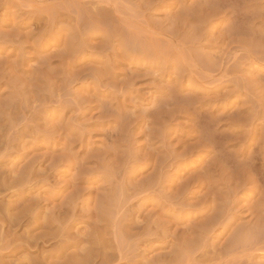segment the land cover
Listing matches in <instances>:
<instances>
[{"label":"rangeland","instance_id":"obj_1","mask_svg":"<svg viewBox=\"0 0 264 264\" xmlns=\"http://www.w3.org/2000/svg\"><path fill=\"white\" fill-rule=\"evenodd\" d=\"M84 254L264 264V0H0V264Z\"/></svg>","mask_w":264,"mask_h":264},{"label":"bare ground","instance_id":"obj_2","mask_svg":"<svg viewBox=\"0 0 264 264\" xmlns=\"http://www.w3.org/2000/svg\"><path fill=\"white\" fill-rule=\"evenodd\" d=\"M62 206H63V205H62ZM61 208L63 209V207H61ZM61 211H62V210H61ZM53 212H54V211H53ZM61 213H62V212H61ZM58 214H60V213H58ZM58 216H59V215H58ZM66 216H67V215H66ZM55 218H56V217H55ZM59 218H60V217H59ZM59 218H57L56 220H58ZM37 220H38V219H37ZM56 220H55V221H56ZM53 221H54V220H53ZM29 222H30V220H29ZM34 223H35V222H34ZM37 224H38V223H37ZM60 224H61V223H60ZM5 225H8V224H5ZM16 225H17V224H16ZM33 225H34V224H33ZM52 225H53V224H52ZM68 232H69V231H68ZM97 233H98V232H97ZM45 236H46V235H45ZM66 236H67V235H66ZM47 237H48V236H47ZM52 237H53V236H52ZM57 237H58V236H57ZM57 237H55V238H57ZM78 237H79V236H78ZM41 238H42V237H41ZM49 238H50V237H49ZM58 238H59V237H58ZM58 238H57V239H58ZM65 238H66V237H65ZM96 238H97V237H96ZM98 238L101 239L100 236H98ZM30 239H31V238H30ZM39 239H40V238H39ZM44 239H45V238H44ZM44 239H42V240L44 241ZM66 239H69V240H70L71 237L69 236V238H66ZM73 239H74V238H73ZM79 239H80V238H79ZM49 240H50V239H49ZM58 240H59V239H58ZM75 240H76V239H75ZM75 240H72V241L76 242ZM82 240H83V239H82ZM59 241H60V240H59ZM62 241H63V240H62ZM77 241H79V240H77ZM80 241H81V240H80ZM100 241H102V240H100ZM19 242H20V241H19ZM48 242H49V241H48ZM60 242H61V241H60ZM60 242H58V243L60 244ZM98 242H99V240H98ZM25 243H26V242H25ZM50 243H51V242H50ZM62 243H63V242H62ZM68 243H69V242H68ZM77 243H78V242H77ZM29 244H30V243H29ZM34 244H36V243H34ZM37 244H38V243H37ZM63 244H64V243H63ZM78 244H80V243H78ZM81 244H82V243H81ZM81 244H80V245H81ZM94 244H95V243H94ZM99 244H100V246H101V244H103V243L101 242V243H99ZM64 245H66V244H64ZM34 246H38V248H39L41 245H34ZM66 246H67V245H66ZM66 246H65V248H66ZM89 246H90V245H89ZM103 246H104V244H103ZM42 247H44V246H42ZM58 247H59V245H58ZM60 247H61V245H60ZM60 247H59V248H60ZM98 247H99V246H98ZM101 247H102V246H101ZM15 248L17 249V247H15ZM31 248H32V247H31ZM34 248H35V247H34ZM62 248H63V246H62ZM62 248H61V249H62ZM65 248H63V250L60 249L58 252H56V249H57V248H56L54 251H55L56 253H58V257H59L60 255H63L62 253H63V251H65V250H64ZM67 248H69V247H67ZM86 248H87V247H86ZM90 248H92V247H90ZM90 248H89V250H90ZM13 249H14V248H13ZM42 249H43V248H42ZM95 249H96V247H95ZM14 250H15V249H14ZM66 250H67V249H66ZM82 250H83V249H82ZM84 250H85V249H84ZM54 251H53V252H54ZM96 251H97V250H96ZM41 252H42V251H41ZM104 252H105V251H104ZM106 252H107V251H106ZM93 253H95V251L92 252V254H93ZM75 254H77V253H75ZM85 254H86V253H85ZM85 254H84L85 257H83L84 259L81 257L83 260H79V261L77 262L78 259H77V257L75 256L76 259H77L76 262H74V261H75V257H74V258H71V259H73V262H74V263H71L72 261L69 260V262H67V263H63V264H96L97 262H99L98 257H93L92 254H90V255L88 254V256H86L87 254H86V255H85ZM97 254H98V253H97ZM50 255H51V254H50ZM54 255H55V253H54ZM64 255H65V253H64ZM64 255H63V256H64ZM77 255H79V254H77ZM67 256H68V254H67ZM67 256H66V257H67ZM73 256H74V253H73ZM73 256H72V257H73ZM82 256H83V255H82ZM103 256L105 257V256H108V255H107V254H106V255L104 254ZM40 257H42V256H40ZM43 257H44V256H43ZM46 257H47V255H46ZM68 257H69V256H68ZM52 258H53V257H52ZM37 259H39V258H37ZM58 259H60V258H58ZM65 259H66V258H65ZM68 259H69V258H68ZM105 259H108V258L105 257ZM43 260H45V259H43ZM52 260H53V259H52ZM101 260H102V259H101ZM101 260H100V261H101ZM37 261H38V260H37ZM65 261H66V260H65ZM65 261H64V262H65ZM35 262H36V261H35ZM101 262H102V261H101ZM57 263H58V262H57ZM61 263H62V262H61ZM103 263H104V262H103ZM111 263H112V262H111ZM36 264H37V263H36ZM39 264H41V262H40ZM43 264H44V263H43ZM58 264H59V263H58ZM105 264H107V263H105Z\"/></svg>","mask_w":264,"mask_h":264}]
</instances>
